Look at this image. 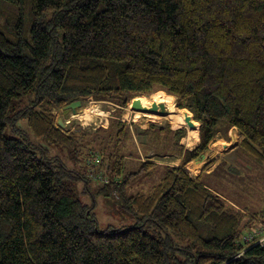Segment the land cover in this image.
I'll return each instance as SVG.
<instances>
[{
	"label": "trees",
	"instance_id": "16d2710c",
	"mask_svg": "<svg viewBox=\"0 0 264 264\" xmlns=\"http://www.w3.org/2000/svg\"><path fill=\"white\" fill-rule=\"evenodd\" d=\"M142 95L189 110L187 145L198 133L199 144L184 149L185 127L151 123L146 159L126 171L137 152L127 123L56 124L73 100L125 107ZM21 118L79 166L8 134ZM232 127L243 135L232 164L191 175L188 162ZM182 149L179 166L147 156ZM250 171L264 186V0H0V264H264L262 235L244 239L264 207L238 208L208 180L248 189ZM152 172L150 190L122 196L140 223L100 230L76 183L91 174L123 192Z\"/></svg>",
	"mask_w": 264,
	"mask_h": 264
},
{
	"label": "rangeland",
	"instance_id": "374dc122",
	"mask_svg": "<svg viewBox=\"0 0 264 264\" xmlns=\"http://www.w3.org/2000/svg\"><path fill=\"white\" fill-rule=\"evenodd\" d=\"M154 93H165L163 90L156 91ZM143 96V95H142ZM147 97L149 95H145ZM139 97L141 104L145 107H149L152 103L160 104L162 102L156 101V100H150L147 97ZM176 104V100H175ZM175 106L176 105H170ZM165 107H169V104ZM178 108V107H177ZM118 109L121 110V113L118 114L116 111ZM180 109V108H178ZM132 107V101L128 103L125 107H120L116 105L115 103L108 102V101H96V100H86L82 101V105L79 106L75 112L70 113H63V108L55 109V119L56 124L61 127L65 132H69L74 129H78L79 127H82L83 129H88L91 131H95L97 127H103L108 126L109 120L113 117L116 119H119L125 123H127L131 131L137 140V146L136 149H134V153L137 150V154H133L134 156L126 159L125 162V169L126 171H135L139 168L140 163L139 160H144L145 158V151L141 145V143L148 141V136L144 134L143 132L145 129L149 127L151 123H156L162 126L169 125L171 129H177L180 127H185L186 129V136L189 133V129L180 124V118L176 112H174L173 117L168 119L164 118L165 115H162L164 117L155 116V115H149L145 113H141V111H134ZM183 110V109H181ZM187 110V109H185ZM190 112V111H189ZM146 113H153V112H146ZM191 113V112H190ZM167 115H170L169 113ZM166 115V116H167ZM63 117L66 126H61L58 123V118ZM196 122V121H195ZM198 123V122H197ZM199 125V123H198ZM17 126L19 127V130L12 131V129H8V134H11L13 136L25 139V137H28V139L31 140V142L37 146L40 147V151L43 149L46 151V154L48 157H59L61 158L68 166L77 168L79 166V162L76 163L71 162L70 156L72 155L69 153V151L66 148L57 146L55 144H52L45 140L44 138L36 137L31 132L30 128L28 127L27 121L24 118H21ZM199 130V128H198ZM183 138V137H182ZM187 138V137H186ZM182 140V139H180ZM183 145L186 149L189 146L186 144L185 138L182 140ZM237 141V140H236ZM223 143H226L224 146ZM224 142V141H218L215 145H211L210 148L213 150L216 149L220 151V153H217L215 156L213 154V150L210 149V152L205 153V158H199L203 163L199 167V171L195 173V164L194 162L190 165V171L192 170V173L195 174L201 173V167L206 168L207 163L212 162V164L205 169L206 175L210 173L219 163H224L226 165H231L233 159L235 158L236 152L238 150V147L234 150H230L232 146L230 143ZM177 153L174 152L171 155H164L159 156L160 158H163L165 156H173L174 158L177 157ZM204 154V155H205ZM214 157V161H209L208 157ZM144 158V159H143ZM211 174H209V182L218 189L222 194H224L236 207L238 208H246L250 211H259L263 209L264 207V186H261L262 180L259 179L260 176L258 173L254 172V174L250 171L246 174H243L244 176V182L243 184L248 185L250 188L246 189L244 187L235 186L233 183H227L223 181L221 178L217 177H211ZM257 178H256V176ZM157 172H152L148 174H141L137 176L133 183L130 186H127L124 188L123 192L121 190H113L109 189L107 191H100V187L104 184L102 179H96L94 175L90 174L91 180H90V186H86V181L81 180L76 183V188L78 191V194L81 198V200L88 204V205H94L93 208V215L97 219L98 227L100 230L108 229L109 227L112 228H119V227H125V226H133L140 223L139 216L132 214L127 207H125L123 204L122 196L123 195H131L136 194L138 192H145L152 188L154 184H156L159 180ZM100 180V181H99ZM103 183V184H102ZM264 183V182H263ZM263 187V189H262ZM260 221V220H259Z\"/></svg>",
	"mask_w": 264,
	"mask_h": 264
},
{
	"label": "crops",
	"instance_id": "0c3cea01",
	"mask_svg": "<svg viewBox=\"0 0 264 264\" xmlns=\"http://www.w3.org/2000/svg\"><path fill=\"white\" fill-rule=\"evenodd\" d=\"M141 97H144V96H141ZM180 109H171V107L169 106V107H167L166 108V111L170 114V115H165V117L164 116H162V114L161 113H146V111H141V113H145V114H149V115H155V116H160V117H164V118H168V119H170V118H172L173 117V114H174V112H178ZM134 111H139L140 112V110H134ZM186 112H188V114L189 115H191V113L188 111V110H185V109H183V110H180L179 112H178V116H179V118H180V124L181 125H184V126H186L188 129L190 128L189 126H188V124H187V122L185 121V115H186ZM188 135V134H187ZM187 137V138H186ZM183 138H185V141H186V144H187V141H188V136H184ZM183 138H181L182 140H183ZM242 138H243V135L238 131V129L236 128V127H232V128H230L228 131H224L223 130V132H219L217 135H216V137L214 138V140L209 144V149L205 152V153H208V152H210V149L211 150H213L212 148H210L211 147V145L212 144H216L219 140L220 141H224V142H228V143H230V145L232 146V148H230V150H234L235 148H237L238 146H239V142H241V140H242ZM182 140H180V145L184 148V149H186L185 148V146L183 145V141ZM237 140V141H236ZM199 142H200V137H199V133H198V138H197V141L192 145L193 147H189L188 149H193L195 146H197L198 144H199ZM144 143H147V141L146 142H144ZM227 143V144H228ZM224 144V146L226 145V143H223ZM177 154V157L176 158H174L173 156H165V157H163V158H160L156 153H152V152H150V153H147V156L149 157V159L150 160H152V161H156V162H158V163H160V164H166V165H172V166H179L180 164H181V161H182V155H183V149L182 150H180L179 152L177 151L176 152ZM204 153V154H205ZM217 153H220V151H218V150H216V149H214L213 150V154L216 156L217 155ZM204 154H202L200 157L203 159V158H205L206 157V154L204 155ZM146 156V155H145ZM199 157V158H200ZM199 158H196V159H194V160H192V161H190V162H188V164H187V168H188V170H189V172H190V174L191 175H193V176H197V175H199V174H195L196 172H197V170L199 171V167H200V165L203 163V161H201V159L199 160ZM144 159V158H143ZM208 159H210L209 161H212V159L214 160V157H211V156H209L208 157ZM214 161H216V160H214ZM194 162V164H195V168H196V170H195V173L193 172L192 173V170L190 171V165H191V163H193ZM205 167V166H204ZM204 167H201V171L204 169Z\"/></svg>",
	"mask_w": 264,
	"mask_h": 264
},
{
	"label": "water",
	"instance_id": "95a60500",
	"mask_svg": "<svg viewBox=\"0 0 264 264\" xmlns=\"http://www.w3.org/2000/svg\"><path fill=\"white\" fill-rule=\"evenodd\" d=\"M140 96L134 97L131 101H132V107L136 110H140V111H146V112H153V113H165L166 112V107L164 103H152L149 107H145L141 104L140 99H138ZM82 105V100L77 99V100H73L67 104H65L62 108H63V113H70V112H75L76 109ZM189 111V110H188ZM185 121L187 122L189 127H195V123H194V119H193V115L191 113V115L188 114V112H186L185 115ZM58 123L61 126H66V123L63 119V117H59L58 118Z\"/></svg>",
	"mask_w": 264,
	"mask_h": 264
},
{
	"label": "built area",
	"instance_id": "2783aa9c",
	"mask_svg": "<svg viewBox=\"0 0 264 264\" xmlns=\"http://www.w3.org/2000/svg\"><path fill=\"white\" fill-rule=\"evenodd\" d=\"M260 234L262 236L257 239L256 243L264 244V222L261 220L258 221L257 225L255 226V229L252 230V232L246 233L244 239L245 241H251L254 236L256 237Z\"/></svg>",
	"mask_w": 264,
	"mask_h": 264
},
{
	"label": "bare ground",
	"instance_id": "6f19581e",
	"mask_svg": "<svg viewBox=\"0 0 264 264\" xmlns=\"http://www.w3.org/2000/svg\"><path fill=\"white\" fill-rule=\"evenodd\" d=\"M162 115H167L168 114V112L166 111L165 113H161Z\"/></svg>",
	"mask_w": 264,
	"mask_h": 264
}]
</instances>
